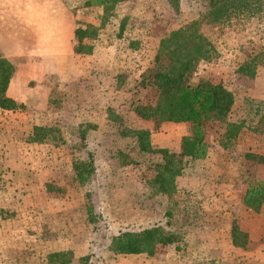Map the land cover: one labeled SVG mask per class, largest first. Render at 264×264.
I'll list each match as a JSON object with an SVG mask.
<instances>
[{
	"label": "rangeland",
	"instance_id": "obj_1",
	"mask_svg": "<svg viewBox=\"0 0 264 264\" xmlns=\"http://www.w3.org/2000/svg\"><path fill=\"white\" fill-rule=\"evenodd\" d=\"M86 1L62 0L76 27L96 29L82 41L83 51L76 52V37L62 57L10 60L0 51L11 80L16 68L22 73L21 85L8 90L9 82L6 95L25 107L0 111V264H264V208L257 214L243 204L250 182H264V164L245 158L264 156V64L252 77L238 73L247 53L236 26L201 20L214 52L186 83L221 84L235 101L229 121L248 123L229 141L224 124L208 123L207 157L176 180L172 195H155L147 181L158 157L139 153L122 133L147 129L154 147L178 152L189 124L154 129L133 107L155 102V93L138 84L160 41L204 10L197 0H123L103 22L102 8ZM259 28L255 50L264 48V19ZM86 125L94 128L82 141L78 129ZM87 154L94 173L80 185L73 166ZM121 155L134 163L124 165ZM234 222L248 234L245 248L231 244ZM167 224L180 240L155 257L109 251L121 232ZM54 253L61 260L51 261Z\"/></svg>",
	"mask_w": 264,
	"mask_h": 264
},
{
	"label": "trees",
	"instance_id": "obj_2",
	"mask_svg": "<svg viewBox=\"0 0 264 264\" xmlns=\"http://www.w3.org/2000/svg\"><path fill=\"white\" fill-rule=\"evenodd\" d=\"M123 0H87L86 7H101L102 20L111 13V9ZM204 10L200 20L171 32L160 41L154 56L153 65L140 77L139 88L155 93L154 104L139 103L134 105V113L142 120L151 121L154 129L163 123L189 124V134L182 137L178 152L166 148H156L151 144L150 131L147 129H125L136 143L141 154L158 157L151 163L153 175L147 185L155 195H172L175 192L176 180L191 169L194 162L204 160L208 155L205 142V127L210 122L224 124V139L229 141L236 137L248 123V118L238 122L229 121L234 113L235 101L233 94L221 84L200 81L196 84L186 83L185 77L194 72L203 61H209L214 52L209 40L200 33V24L206 22L211 26L235 25L237 40L247 53L246 61L239 67L238 73L252 77L256 68L264 64V48L255 50V40L260 33L259 25L264 19V0H197ZM96 29L91 26L77 25L75 37L78 44L77 53L83 51L82 41L93 38ZM259 39V37H258ZM253 52L251 55L248 53ZM13 73L12 66L0 57V111L24 110V105L17 103L6 95L8 84ZM86 127V128H85ZM80 126L78 134L82 141L88 130L94 126ZM124 165L134 161L121 155ZM249 161L264 164V156L246 154ZM75 180L80 185L89 183L94 173V162L90 154L83 160L74 163ZM243 204L246 208L259 213L264 208V182L252 181L245 189ZM169 225L153 226L140 231H124L114 236L109 244V251L115 255H146L155 257L166 247L178 242ZM230 240L235 248H245L248 234L234 222L230 229ZM63 254L54 253L51 261L61 260ZM65 264V263H64Z\"/></svg>",
	"mask_w": 264,
	"mask_h": 264
},
{
	"label": "crops",
	"instance_id": "obj_3",
	"mask_svg": "<svg viewBox=\"0 0 264 264\" xmlns=\"http://www.w3.org/2000/svg\"><path fill=\"white\" fill-rule=\"evenodd\" d=\"M75 14L62 0H0V51L6 59L40 58L70 49ZM16 68L8 90L21 85Z\"/></svg>",
	"mask_w": 264,
	"mask_h": 264
}]
</instances>
